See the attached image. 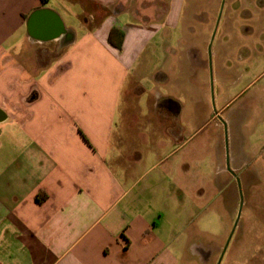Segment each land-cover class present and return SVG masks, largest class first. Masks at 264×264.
Here are the masks:
<instances>
[{
	"label": "crops",
	"instance_id": "crops-1",
	"mask_svg": "<svg viewBox=\"0 0 264 264\" xmlns=\"http://www.w3.org/2000/svg\"><path fill=\"white\" fill-rule=\"evenodd\" d=\"M190 1L0 0V264H180Z\"/></svg>",
	"mask_w": 264,
	"mask_h": 264
},
{
	"label": "rangeland",
	"instance_id": "rangeland-1",
	"mask_svg": "<svg viewBox=\"0 0 264 264\" xmlns=\"http://www.w3.org/2000/svg\"><path fill=\"white\" fill-rule=\"evenodd\" d=\"M182 28L184 46L191 49L190 98L201 116L187 145L193 152L189 239L173 251L180 264H217L240 206L227 167L235 148L240 162L230 169L241 181L243 207L220 264H264V0H192ZM173 54L176 64L184 63L177 49ZM202 98L207 106L198 102ZM215 156L224 174L216 170Z\"/></svg>",
	"mask_w": 264,
	"mask_h": 264
},
{
	"label": "water",
	"instance_id": "water-1",
	"mask_svg": "<svg viewBox=\"0 0 264 264\" xmlns=\"http://www.w3.org/2000/svg\"><path fill=\"white\" fill-rule=\"evenodd\" d=\"M222 7H223V4H222ZM219 19H220V14H219V18H218V21H217V25H218ZM214 34H215V33H214ZM213 38H214V35H213ZM213 38L211 39V42H210V45H209V57H210V58H211V52H210V50H211V44H212ZM224 124H225V123H224ZM225 130H227V128H226V124H225ZM227 167H228V171H229L234 177H236V174L230 169V162H229V159H228V165H227ZM236 181H237L238 188H239L240 206H239L238 214H237V217H236V220H235V223H234L233 229H232V231H231V234H230V236H229V238H228V241H227V243H226V245H225V247H224V249H223V251H222V253H221V256H220V258H219L217 264H220L221 260L223 259V256H224V254H225V252H226V250H227V247H228V245H229V242H230V240H231V238H232V236H233V234H234V232H235V229H236V227H237V225H238V223H239L240 215H241V210H242V207H243V199H242V191H241V181H240V179H239L238 177H236Z\"/></svg>",
	"mask_w": 264,
	"mask_h": 264
},
{
	"label": "trees",
	"instance_id": "trees-1",
	"mask_svg": "<svg viewBox=\"0 0 264 264\" xmlns=\"http://www.w3.org/2000/svg\"><path fill=\"white\" fill-rule=\"evenodd\" d=\"M50 0H41L42 4L45 5L49 2ZM123 41V34L118 31L114 30L111 32L110 37H109V42L112 46L120 49Z\"/></svg>",
	"mask_w": 264,
	"mask_h": 264
}]
</instances>
